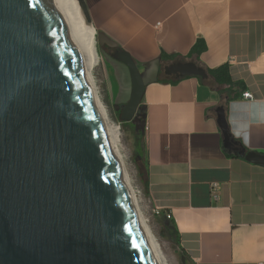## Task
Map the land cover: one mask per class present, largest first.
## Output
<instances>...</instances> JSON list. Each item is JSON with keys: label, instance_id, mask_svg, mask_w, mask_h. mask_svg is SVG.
Returning a JSON list of instances; mask_svg holds the SVG:
<instances>
[{"label": "water", "instance_id": "95a60500", "mask_svg": "<svg viewBox=\"0 0 264 264\" xmlns=\"http://www.w3.org/2000/svg\"><path fill=\"white\" fill-rule=\"evenodd\" d=\"M74 1L86 29L78 51L51 0H0V264H158L81 63L92 24ZM110 58L119 122L138 124L160 61L144 78L125 52ZM164 74L207 79L192 62ZM215 112L223 147L264 167L231 138L223 107Z\"/></svg>", "mask_w": 264, "mask_h": 264}, {"label": "crops", "instance_id": "0c3cea01", "mask_svg": "<svg viewBox=\"0 0 264 264\" xmlns=\"http://www.w3.org/2000/svg\"><path fill=\"white\" fill-rule=\"evenodd\" d=\"M84 1L92 26L144 78L161 55L185 58L200 40L198 64L228 65L242 84L225 105L199 78L145 84L138 124L130 123L143 142L140 212L161 210L158 236L189 264H264V167L223 147L215 112L223 107L231 138L264 156V0Z\"/></svg>", "mask_w": 264, "mask_h": 264}, {"label": "rangeland", "instance_id": "374dc122", "mask_svg": "<svg viewBox=\"0 0 264 264\" xmlns=\"http://www.w3.org/2000/svg\"><path fill=\"white\" fill-rule=\"evenodd\" d=\"M73 22L75 27H77L76 30L78 37L84 42L82 38L86 33L85 28L83 26L80 27L76 20ZM92 28L94 27L92 26ZM94 31V47L98 62L97 65L90 71L92 92L101 109L103 110L109 125L118 129L116 150L125 179L128 181L129 187L131 185L135 186L142 192L144 201V189L142 190V186L138 181V170L133 159L134 137L131 129L132 125L129 123L126 127H124L120 124L118 114L119 111H117L115 107V101L117 96H119L121 93L122 85L120 82L118 67L110 58L114 55V49L108 48L109 50H107V47L106 49L103 47L101 48L99 42V33L95 28ZM137 205L139 208V210L137 209L139 214L141 211V204L137 202ZM143 218H147L149 220V222L146 223V226H144L152 238L156 252L158 254L157 256L161 260L162 264H182L180 260V251L175 246L171 245L164 237L158 236V230L154 222L155 218L148 217V213L146 214L144 211ZM185 264L189 263L185 261Z\"/></svg>", "mask_w": 264, "mask_h": 264}, {"label": "trees", "instance_id": "16d2710c", "mask_svg": "<svg viewBox=\"0 0 264 264\" xmlns=\"http://www.w3.org/2000/svg\"><path fill=\"white\" fill-rule=\"evenodd\" d=\"M106 49V47H103ZM107 50H109L107 48ZM118 49H114V52L117 51ZM205 50L204 45L202 42L199 40L196 42V44L193 46L190 54L186 56L185 58L181 57H176V56H166V55H161L160 58V64H159V72H158V80L161 82H170L171 84H174L178 82L179 80L183 78H174V77H166L164 75V68L175 63H184V62H192L194 63L197 67L202 68L197 60L199 55ZM113 57V56H112ZM206 74H207V79L203 80L202 83L215 90L217 94L220 96L221 101H223V104H227L228 102L240 97L242 91L244 90V87L240 83H235L232 81V78L229 73V67L228 65H222L214 70H208L202 68ZM186 78V77H184ZM120 115V110L119 113ZM122 126L126 127L127 124H121ZM133 137H134V153H133V159L134 163L137 167L138 170V176L140 178H144V170H145V163H144V158H143V142H142V136L139 132H137L133 126H131ZM142 166L144 170L141 168ZM143 186H146V183H143ZM181 257L185 258L186 257L183 253H181Z\"/></svg>", "mask_w": 264, "mask_h": 264}, {"label": "bare ground", "instance_id": "6f19581e", "mask_svg": "<svg viewBox=\"0 0 264 264\" xmlns=\"http://www.w3.org/2000/svg\"><path fill=\"white\" fill-rule=\"evenodd\" d=\"M51 2L53 4V6L55 7V9L60 14V16L62 17V19L64 20V22L67 26V29L69 31V34L71 36V39H72L74 46L76 48V51L80 50L82 47H84L85 43L82 40H80L81 38L78 37V33L76 30L77 27H75L74 22H73L74 20H76L78 22L79 26L82 27L81 19H80L79 14H78V7H77L76 2L74 0H51ZM89 28H90V42H89V46L86 48V50L83 53L81 63L83 65L86 77L88 79V82H89V85L91 88L90 71L92 68H94L97 65L98 60H97L96 50L94 47V28H92V26H89ZM91 91H92V88H91ZM93 96H94V94H93ZM94 99H95L97 108L99 110L101 119L103 121L104 127L106 129L107 134H108L109 140L111 142L112 148L114 150L115 156H116L117 161L119 163L120 169L122 171L123 177L125 179L122 166H121L119 159L117 157V150H116V142H117V138H118V129L109 125V123L107 122V120L105 118V114H104L103 110L101 109L100 105L98 104L95 96H94ZM125 182H126L129 193H130L131 198H132L133 203H134L133 195L131 193V189L129 187L128 181L126 179H125ZM139 219H140V216H139ZM140 222L142 224V227L144 229V232L146 234V237L148 239V242L150 244V247L152 249V252L155 256L157 263L162 264L161 260L157 256L158 254L156 252V249H155V246H154V243L152 241L151 236L147 232V230L144 226V223L141 221V219H140Z\"/></svg>", "mask_w": 264, "mask_h": 264}, {"label": "built area", "instance_id": "2783aa9c", "mask_svg": "<svg viewBox=\"0 0 264 264\" xmlns=\"http://www.w3.org/2000/svg\"><path fill=\"white\" fill-rule=\"evenodd\" d=\"M156 26H159V24H156ZM242 98L243 99H250L251 97H250V95L248 94V93H244V94H242ZM130 182V181H129ZM130 189H131V193H132V195H133V199H134V203L136 204V206H137V209L139 210V208H138V205H137V202L139 203V204H141L142 203V201H143V194H142V192L138 189V188H136L135 186H130ZM212 191H214V189H216V185H213L212 186ZM139 215H140V219L142 220V222L144 223V225L146 226V223H148L149 222V220L147 219V218H143V215H142V213L141 212H139ZM161 215V210L159 209V208H153V209H151L150 210V213L148 214V217H152V218H154V217H157V216H160ZM165 217L167 218V219H170V216L167 214V215H165Z\"/></svg>", "mask_w": 264, "mask_h": 264}, {"label": "flooded vegetation", "instance_id": "af4514ba", "mask_svg": "<svg viewBox=\"0 0 264 264\" xmlns=\"http://www.w3.org/2000/svg\"><path fill=\"white\" fill-rule=\"evenodd\" d=\"M114 51V50H113ZM115 53V52H114Z\"/></svg>", "mask_w": 264, "mask_h": 264}]
</instances>
